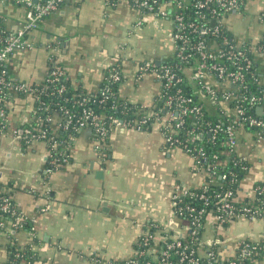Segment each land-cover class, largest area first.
I'll return each mask as SVG.
<instances>
[{
    "label": "crops",
    "instance_id": "crops-1",
    "mask_svg": "<svg viewBox=\"0 0 264 264\" xmlns=\"http://www.w3.org/2000/svg\"><path fill=\"white\" fill-rule=\"evenodd\" d=\"M0 12L4 24L15 28L25 19L26 4L5 0ZM263 13L264 0H246L243 10L230 16L233 35L240 41L258 37L264 32ZM171 27L128 0H65L30 33L33 46L17 51L7 64L15 79L39 82L56 58L73 88L92 93L107 69L119 62L124 74L119 95L150 105L161 82L152 74L140 76V59L129 50L161 63L174 50ZM142 39L151 45L140 51ZM259 59L264 70V55ZM34 110L32 95L16 97L9 110L11 132L0 136V182L34 227L31 239L25 230L17 238L20 248L29 243L36 256L33 264H93L95 254L120 260L135 252L145 231L156 229V248L163 228L184 233L173 215L172 193L177 184H202L204 176L192 170L193 159L182 148L166 145L156 124L144 130L119 128L100 141L91 127H84L72 141L71 161L47 173L48 143H27L12 133L34 117ZM238 149L250 162L242 184L247 191L264 181V138L245 131ZM243 236L264 241V219L240 217L223 226L208 216L205 241L227 239L232 248ZM8 241L0 230V264Z\"/></svg>",
    "mask_w": 264,
    "mask_h": 264
},
{
    "label": "built area",
    "instance_id": "built-area-1",
    "mask_svg": "<svg viewBox=\"0 0 264 264\" xmlns=\"http://www.w3.org/2000/svg\"><path fill=\"white\" fill-rule=\"evenodd\" d=\"M17 1L26 4L25 19L17 27L5 25L0 12V136L11 132L9 110L18 92H24L34 98V117L25 120L22 126L13 127L12 133L27 143L33 140L48 143L47 173L71 161L72 153L66 142L72 143L84 127H91L100 141L119 128L144 130L156 124L166 145L182 148L193 159L192 170L204 176L202 184L192 187L177 184L172 193L173 215L184 233L163 228V239L156 248V229L145 231L131 256L115 260L95 254L93 264H259L258 254L264 251L261 238L243 236L232 248L225 244L227 239H204L209 215L214 217L215 224L223 226L240 217L264 219V183L255 182L244 190L242 184L248 174L222 172V178L229 176L239 182V192L248 198L242 204H238L240 200L232 188L208 192V182L214 180L217 171L216 163L221 162L217 161L218 154L213 156V162L209 160L208 144L220 141L223 133L225 139L221 144L227 146L228 156L234 164L247 169L244 163L247 157L238 149L239 133L245 128H256L257 139L264 138V88L253 89V83H264V70L259 62V56L264 55V32L240 41L233 35L229 22L231 14L243 10L246 0H128L143 12L171 23L172 55L161 63L140 60L137 66L140 76L154 75L161 82V89L150 105L128 99L133 103L117 107L113 97L118 91L113 85L119 84L124 74L123 66L115 62L107 69L103 85L92 92V99L89 96L76 100L78 110L44 97L66 91L67 86L61 80L67 79V75L60 60L52 59L46 76L39 82L15 79L7 64L17 51L33 46L30 33L65 0ZM260 18L264 21V13ZM58 81L59 85L49 88L50 83ZM194 85L201 93L194 92ZM90 101L105 109L109 107L112 112L102 114L90 106ZM58 128L67 133L59 136ZM200 186L202 190L198 191L196 187ZM214 197L218 198L216 205L209 207ZM0 211L10 216V230L22 228L28 219L5 187L0 188ZM7 247L2 264H31L19 244L12 256L8 255Z\"/></svg>",
    "mask_w": 264,
    "mask_h": 264
},
{
    "label": "trees",
    "instance_id": "trees-1",
    "mask_svg": "<svg viewBox=\"0 0 264 264\" xmlns=\"http://www.w3.org/2000/svg\"><path fill=\"white\" fill-rule=\"evenodd\" d=\"M61 82L66 84V86H67L66 91L63 94H57V95H52V96L51 95H44V97L47 100H53L55 103H57V102L63 103L71 109L78 110L79 106H78V103L76 102L77 99H82L84 97L89 98V96H90V98L94 97V93L82 92V90H80V89L73 88V86L71 85L69 80L66 79V77H65V79L63 78L61 80ZM59 84H60L59 81L56 83H50L49 88L52 89L54 86H57ZM100 85H103V83ZM194 86H195V89H193L194 92L201 93L200 88H198L196 85H194ZM113 88H118V84L113 85ZM259 88H264V83L261 85H259L256 82L253 83V89L254 90H257ZM18 94H19V96L26 95V93H24V92H18ZM113 98L116 99L115 102H116L117 107H122V105L125 102H130L127 98L121 97L118 92H117V94H115V96ZM108 103L110 104L111 102H108ZM130 103H133V102H130ZM89 104H90V106L95 107V109L102 114L103 113L104 114H110L112 112L109 107H108V109H105L96 102L90 101ZM138 104L142 105L140 103H138ZM144 108H148V107L146 106ZM255 111H256V109H255ZM57 112L58 111H56V113ZM210 116L213 117L214 115H210ZM54 124L56 125V127L58 126L56 122ZM245 130L253 133V135H255V137H257L258 129H256V128H245ZM245 130H242L239 133V138L243 135V132ZM57 133L59 136H64L67 132L65 130H62L61 128H58ZM76 134H78V132ZM220 137H221L220 141L218 140L216 143L208 144L206 146V152L209 156V160L213 162L215 160V158L213 156L215 154H218L217 159H219V160H217V161L218 162L221 161L219 163H216L217 171L214 174V180L208 182V192L212 193L213 190H227L229 188H232L235 192V196L240 200L238 202V204H242L248 198L247 197L243 198L241 193L239 192V190H240L239 189L240 188L239 182L231 180V178L229 176H228V178H222V172L233 170V171L237 172L239 174V176L242 174H249L250 162L248 159H245L244 163L246 164L247 169L246 168L242 169L241 164H234L233 161L228 156L227 146L225 144H221L222 140L225 139V135L222 133V134H220ZM66 145H67L68 150H71L72 143L69 140H67ZM62 167L63 166H61V168ZM257 182L264 183L263 180H258ZM0 188H2V189L4 188V185L1 182H0ZM196 189L198 191L202 190L201 186L196 187ZM217 199L218 198H216V197L212 198V201L208 206L209 207L215 206ZM253 202H251V203H253ZM10 220H11L10 216H8L7 214L0 211V230L4 231L9 237V241L7 243L8 255L12 256V252L16 249V247H18V244H17L18 239L16 241V240H14V238H18V234L21 232V230H25L26 232H29V237H30L29 239H31L33 237L32 233H31V232H33V228H32V223L30 222L29 219H27L26 222L23 224L22 228H19L17 230H10L9 226H8V223ZM34 240H36V239H34ZM21 249H22L21 250L22 253H24L23 256L27 257L29 259L30 263L33 264L36 260V256L33 254L32 250L30 249L29 243H27L24 246V248H21ZM263 255H264V251L258 254L259 260H261V257Z\"/></svg>",
    "mask_w": 264,
    "mask_h": 264
},
{
    "label": "rangeland",
    "instance_id": "rangeland-1",
    "mask_svg": "<svg viewBox=\"0 0 264 264\" xmlns=\"http://www.w3.org/2000/svg\"><path fill=\"white\" fill-rule=\"evenodd\" d=\"M166 26H168V23L166 22ZM151 44L146 42V39H142L141 40V43H140V47L138 48L140 51L141 50H146L148 49V47L150 46ZM135 48L132 50L130 49L129 51L131 52V54H133L134 56H136L137 58H139L140 60H144L146 59V57H144V54H141V52H139L138 54L134 51ZM123 51V49L121 50ZM123 53V52H122ZM142 55V56H141ZM251 147H253V144H250Z\"/></svg>",
    "mask_w": 264,
    "mask_h": 264
}]
</instances>
